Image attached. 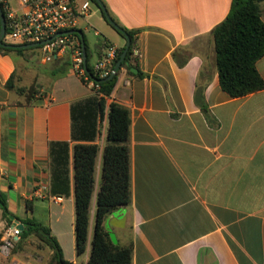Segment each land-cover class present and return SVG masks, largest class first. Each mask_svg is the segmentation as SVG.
Here are the masks:
<instances>
[{
  "label": "crops",
  "instance_id": "1",
  "mask_svg": "<svg viewBox=\"0 0 264 264\" xmlns=\"http://www.w3.org/2000/svg\"><path fill=\"white\" fill-rule=\"evenodd\" d=\"M4 1L21 8L19 0ZM102 2L122 27L139 30L135 48L141 54L136 73L120 68L108 99L130 115V203L121 206L120 218L110 219L118 245L132 247V264H264V89L231 98L220 87L215 61L212 31L228 16L232 0ZM100 14L93 18L90 11L78 22L90 67L105 46L126 45ZM18 59L0 54V192L15 216L12 225L23 218L49 228L65 260L86 264L107 119L95 139L100 152L88 242L78 259L72 161L69 196H53L49 143L72 148L70 107L94 92L71 66L65 76L54 75L59 60H67L57 57L36 77L41 99L28 104L5 87ZM256 69L264 80V57ZM13 259L36 263L30 254Z\"/></svg>",
  "mask_w": 264,
  "mask_h": 264
},
{
  "label": "trees",
  "instance_id": "2",
  "mask_svg": "<svg viewBox=\"0 0 264 264\" xmlns=\"http://www.w3.org/2000/svg\"><path fill=\"white\" fill-rule=\"evenodd\" d=\"M92 2L94 3V1ZM262 3L264 0H232L228 16L212 31L219 84L221 89L231 98H241L264 89V80L256 69V63L264 57ZM4 6L5 4L0 0V7L5 16ZM102 17L106 21L103 15ZM113 21L120 27L121 31L113 29L123 39H125L124 33L130 39V46L121 68H126L132 74L131 68L138 69V60L133 57V50L136 49L139 30H128L114 19ZM6 33H8V29H6ZM3 43L11 44L5 39ZM124 48L125 46L118 50L115 63L120 58ZM33 49L13 50L0 46V54L23 57L25 52ZM85 49L87 70L99 88L93 96L75 102L70 107L72 148L70 149L68 142L49 143L50 192L53 196H69L71 160L74 195V245L76 257L79 259L87 249L89 209L95 190L94 171L100 152L95 139L100 125L106 118L107 127L102 151L101 179L96 195L95 222L89 259L86 264H132V247L114 245L103 226L104 219L108 214L130 203V170L127 146L130 115L125 107L114 102L108 103L117 81L118 72L113 79L100 82L101 80L94 76L88 64L89 57L86 44ZM59 61H61L60 65L55 69L54 75L65 76L70 68V63L68 59ZM136 75L142 76L140 72ZM14 77L15 74H12L5 85L8 90L23 96L28 104L41 99V96H36L38 93L36 85L30 87L17 86ZM0 211L3 220L10 226L12 218L15 216L9 212L6 196L3 192H0ZM21 223L27 225L28 230L22 231L19 242L30 236H36L51 251L48 264H74L64 259L62 248L56 238L50 235L49 228L32 220H24Z\"/></svg>",
  "mask_w": 264,
  "mask_h": 264
},
{
  "label": "built area",
  "instance_id": "3",
  "mask_svg": "<svg viewBox=\"0 0 264 264\" xmlns=\"http://www.w3.org/2000/svg\"><path fill=\"white\" fill-rule=\"evenodd\" d=\"M5 21L8 33L5 39L19 44H40L39 51L42 61L52 62L57 57H66L74 74L94 93L98 90L97 82L91 78L84 67L82 42L78 35L64 34L78 30L79 20L87 17L91 11V0H19L21 8L11 9L4 0ZM118 50L107 45L101 56L90 67L94 76L102 80L107 78L115 65ZM133 57L140 59L138 49L133 50ZM60 202L59 197H53ZM17 223L4 229L0 238V258H10L22 231ZM11 264H19L16 261Z\"/></svg>",
  "mask_w": 264,
  "mask_h": 264
},
{
  "label": "rangeland",
  "instance_id": "4",
  "mask_svg": "<svg viewBox=\"0 0 264 264\" xmlns=\"http://www.w3.org/2000/svg\"><path fill=\"white\" fill-rule=\"evenodd\" d=\"M91 11L93 14V18H98L101 16L99 9L93 2L91 4ZM6 42L11 44L16 43L11 39H7ZM22 58L23 60L18 59L19 66L17 65L14 77V82L17 86L30 87L31 85H35L37 79L36 77L47 72L52 66L51 62L42 61L41 56L35 48L33 50L25 52ZM36 96H42V93L38 90ZM35 218L38 219V212H36ZM19 219L21 221H24L22 220L23 218ZM2 220L3 218L0 219V238L2 236V233L4 232V229L8 226L5 221L2 224ZM27 240H29L30 243H28ZM16 253L32 255V258L36 261L35 264H48L49 261V250L43 243H41V241L36 236H30L27 239L21 240L20 243L18 242L15 245L10 258L7 260H3L2 258H0V264H11V262L15 261L13 259V255Z\"/></svg>",
  "mask_w": 264,
  "mask_h": 264
},
{
  "label": "water",
  "instance_id": "5",
  "mask_svg": "<svg viewBox=\"0 0 264 264\" xmlns=\"http://www.w3.org/2000/svg\"><path fill=\"white\" fill-rule=\"evenodd\" d=\"M94 1V4L97 6V8L100 10V12L102 13V15L105 17L107 23L114 28L115 30L121 31L120 27L113 21L112 17L110 16L106 6L104 5V3L102 2V0H92ZM0 46H3L5 48L8 49H13V50H28V49H33V48H37L40 44H4L3 40L5 39V35H6V21H5V16L2 12V9L0 7ZM75 33L76 35H78V37L80 38L81 42H82V50H83V57H84V67L87 70V57H86V49H85V43L83 40V34L81 31L77 30V31H69L66 32L64 34H73ZM125 39H126V45L125 48L120 56V58L117 60V62L114 65V68L112 70V73L107 77L102 79L100 82H106L109 81L111 79H113V77L117 74V72L120 70L122 63L124 62L125 58H126V54L127 51L129 49L130 46V39L129 37L124 33ZM88 72V70H87ZM131 72L136 73V69L131 68ZM124 213L123 208H118L114 211H112L109 216L107 217V219L105 220V230L107 231L109 238L111 240V242L114 245H118V241L114 235V233L111 230V222L110 219L111 218H120L121 215ZM17 228H19L21 231L24 230H28V226L23 224V223H17ZM42 231V230H40Z\"/></svg>",
  "mask_w": 264,
  "mask_h": 264
}]
</instances>
